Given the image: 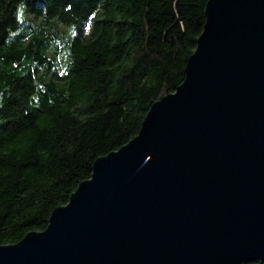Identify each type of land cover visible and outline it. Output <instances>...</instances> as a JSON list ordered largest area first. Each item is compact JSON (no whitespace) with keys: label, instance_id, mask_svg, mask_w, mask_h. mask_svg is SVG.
I'll use <instances>...</instances> for the list:
<instances>
[{"label":"water","instance_id":"water-1","mask_svg":"<svg viewBox=\"0 0 264 264\" xmlns=\"http://www.w3.org/2000/svg\"><path fill=\"white\" fill-rule=\"evenodd\" d=\"M184 79L0 264L264 262V0H207Z\"/></svg>","mask_w":264,"mask_h":264},{"label":"trees","instance_id":"trees-1","mask_svg":"<svg viewBox=\"0 0 264 264\" xmlns=\"http://www.w3.org/2000/svg\"><path fill=\"white\" fill-rule=\"evenodd\" d=\"M206 2L0 0V246L44 230L182 83Z\"/></svg>","mask_w":264,"mask_h":264},{"label":"rangeland","instance_id":"rangeland-1","mask_svg":"<svg viewBox=\"0 0 264 264\" xmlns=\"http://www.w3.org/2000/svg\"><path fill=\"white\" fill-rule=\"evenodd\" d=\"M183 22L181 20L179 21L178 25L172 27L168 32L167 36L169 38H178L181 37L184 33V27ZM88 28H84V34L87 35Z\"/></svg>","mask_w":264,"mask_h":264}]
</instances>
